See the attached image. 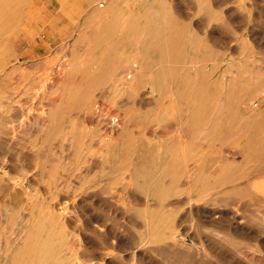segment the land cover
<instances>
[{
	"label": "rangeland",
	"instance_id": "obj_1",
	"mask_svg": "<svg viewBox=\"0 0 264 264\" xmlns=\"http://www.w3.org/2000/svg\"><path fill=\"white\" fill-rule=\"evenodd\" d=\"M0 7V264H264V0Z\"/></svg>",
	"mask_w": 264,
	"mask_h": 264
},
{
	"label": "bare ground",
	"instance_id": "obj_2",
	"mask_svg": "<svg viewBox=\"0 0 264 264\" xmlns=\"http://www.w3.org/2000/svg\"><path fill=\"white\" fill-rule=\"evenodd\" d=\"M3 8L2 7H0V13H2V10ZM189 184V183H188ZM160 185V184H159ZM176 186V185H175ZM157 187H159V186H157ZM161 187V186H160ZM188 187V186H187ZM180 188V187H179ZM205 188V187H204ZM172 189H174V188H172ZM170 190H171V188H170ZM205 190V189H204ZM206 190H207V187H206ZM177 191V190H176ZM164 192V191H163ZM168 192V191H167ZM174 192H175V190H174ZM179 192V191H178ZM209 192V191H208ZM212 192V191H211ZM166 193V192H165ZM158 194V193H157ZM167 194V193H166ZM178 195V194H177ZM161 198V197H160ZM183 198V197H182ZM190 198V197H189ZM179 199V198H178ZM166 215V214H165ZM156 216V215H155ZM161 216V215H160ZM164 216V215H163ZM159 218V217H158ZM154 221H155V219H154ZM157 224V223H156ZM161 224V223H160ZM160 235H163V234H160ZM164 237V236H163ZM245 264V263H244Z\"/></svg>",
	"mask_w": 264,
	"mask_h": 264
}]
</instances>
